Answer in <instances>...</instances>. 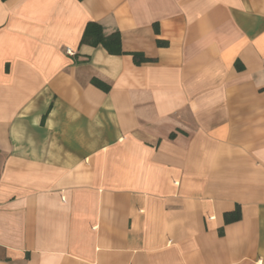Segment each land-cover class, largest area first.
Segmentation results:
<instances>
[{"label": "crops", "instance_id": "1", "mask_svg": "<svg viewBox=\"0 0 264 264\" xmlns=\"http://www.w3.org/2000/svg\"><path fill=\"white\" fill-rule=\"evenodd\" d=\"M0 264H264V0H0Z\"/></svg>", "mask_w": 264, "mask_h": 264}, {"label": "trees", "instance_id": "2", "mask_svg": "<svg viewBox=\"0 0 264 264\" xmlns=\"http://www.w3.org/2000/svg\"><path fill=\"white\" fill-rule=\"evenodd\" d=\"M83 40L89 41L94 45L102 44L111 54H119L123 52L121 35L118 32L105 35L101 25L96 22H91L87 25ZM134 56L136 57L137 61L146 59V57L140 53H134ZM96 84L105 88L106 90L109 87L101 81H96ZM239 217V209H236V211L226 214V222L229 223L235 221Z\"/></svg>", "mask_w": 264, "mask_h": 264}, {"label": "built area", "instance_id": "3", "mask_svg": "<svg viewBox=\"0 0 264 264\" xmlns=\"http://www.w3.org/2000/svg\"><path fill=\"white\" fill-rule=\"evenodd\" d=\"M71 52V51H70Z\"/></svg>", "mask_w": 264, "mask_h": 264}]
</instances>
